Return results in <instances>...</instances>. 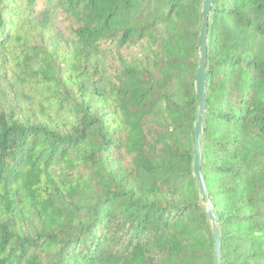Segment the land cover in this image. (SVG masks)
Masks as SVG:
<instances>
[{
	"label": "trees",
	"instance_id": "1",
	"mask_svg": "<svg viewBox=\"0 0 264 264\" xmlns=\"http://www.w3.org/2000/svg\"><path fill=\"white\" fill-rule=\"evenodd\" d=\"M201 4L0 0V264H214ZM205 73L220 264H264V0H211Z\"/></svg>",
	"mask_w": 264,
	"mask_h": 264
},
{
	"label": "water",
	"instance_id": "2",
	"mask_svg": "<svg viewBox=\"0 0 264 264\" xmlns=\"http://www.w3.org/2000/svg\"><path fill=\"white\" fill-rule=\"evenodd\" d=\"M211 10V0H202L201 4V25L199 30V64L195 73V94L198 101L196 118L193 124V160L192 175L196 182L199 197L205 203L206 214L210 223L213 242H214V264H220L221 236L217 227L214 207L208 198L205 184L201 174V138L203 133L202 122L206 111L205 88L207 76L205 73V53H206V35L207 24Z\"/></svg>",
	"mask_w": 264,
	"mask_h": 264
}]
</instances>
